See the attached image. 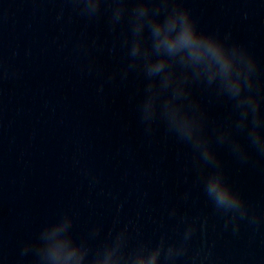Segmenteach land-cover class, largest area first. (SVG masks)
<instances>
[{
  "label": "clouds",
  "instance_id": "obj_1",
  "mask_svg": "<svg viewBox=\"0 0 264 264\" xmlns=\"http://www.w3.org/2000/svg\"><path fill=\"white\" fill-rule=\"evenodd\" d=\"M103 2L114 4V8L120 6L123 9L119 16L114 15V8L112 9L113 22H119L121 17L125 15L128 11L127 4L129 2L134 3L135 6L130 10L132 36L129 55L134 61H142V68L145 62H155L154 68L149 69L147 73L144 72L147 77L158 75L164 66L161 61L166 59L169 64L174 66L176 74L184 84L181 93L183 104L189 97L187 85L190 81H206L210 86L216 84L217 95L233 101L234 110L238 112V119L233 122L234 127L239 130H246L251 145L264 153V114L261 113V98L257 94V84L254 80L257 66L254 58L246 49L239 45L226 46L217 36L199 31L189 10L180 7L177 0H98L99 7L95 13ZM170 4L171 7L169 8ZM138 8L147 12L142 27L136 26L135 12ZM162 11L166 12V15L160 19ZM174 13H178V15L173 16ZM146 32L147 35H145ZM128 42V38H126L125 44ZM141 51L142 54H138ZM180 52L187 53L191 61H201L205 57L210 58L220 67L222 77L217 79L214 75L201 76L196 73L191 65L176 63L173 57ZM226 52H229L230 55ZM233 65H235V72L229 77L228 74L233 70ZM189 103L192 109L189 112L192 123L200 129V132L195 139L190 133L179 134V136L191 142L192 147L199 150L201 158L206 163L212 164L216 161V156L209 147L207 138L203 135V113L197 105L192 102ZM229 138L230 130L219 133L218 139L221 142L229 140ZM231 145L234 152L240 155L244 154L242 145L238 141H231ZM205 190L218 210L225 214L232 213L229 222L234 221L237 216L243 219L247 215L248 210L242 197L225 182L223 174L219 181L208 185ZM194 231V224L190 225L186 230L185 239ZM164 243L162 238L159 245L156 246L159 250V257L164 251ZM28 247L29 245L26 246L25 251L28 250ZM172 247L167 248L166 259L180 252H173ZM154 261L155 257L150 264H154Z\"/></svg>",
  "mask_w": 264,
  "mask_h": 264
}]
</instances>
